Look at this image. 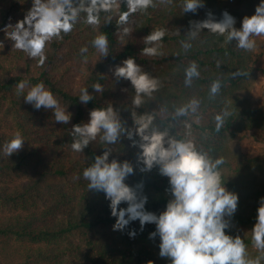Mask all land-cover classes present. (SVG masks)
<instances>
[{"label":"trees","instance_id":"obj_1","mask_svg":"<svg viewBox=\"0 0 264 264\" xmlns=\"http://www.w3.org/2000/svg\"><path fill=\"white\" fill-rule=\"evenodd\" d=\"M130 16V36L123 41L118 32V12L127 11L123 2L118 12L101 13V24L93 27L81 14L79 22L67 35L46 44L45 62L33 59L22 50L13 48L14 41L6 38L5 26L23 20L33 6V0H0V111L12 113L16 127L24 140L23 148L6 156L3 146L15 132L5 127L7 114H0V264H171L160 253V237L154 223L141 230L139 220L131 221L122 231L113 230L117 217L111 214L110 200L102 191L88 190L83 171L94 163L95 156L111 148L109 161H129L134 174L125 183L147 196L145 208L159 215L173 199L169 178L160 174L159 166L141 171L138 160L142 149L127 136L114 145L103 144L99 137L84 149L71 148L73 125L90 120V112L112 105L126 127L133 129L132 111L137 115H152L159 131L169 136L189 139L211 158L223 157L220 166L225 187L239 196L238 207L230 217L226 234L239 235L247 245L249 259L262 257L252 242L258 208L264 197V155H250L233 149L232 141L255 129L264 141V107L254 104L251 90L257 74L264 72L263 52L245 51L236 41L203 29L194 40L187 34L191 21H202L211 12L214 19H222L227 11L242 27L245 16L255 14L262 0H202L196 13H183V0H172ZM111 15V23H105ZM165 29L162 40L163 56L141 55L146 45L143 38L155 29ZM11 31V29L9 30ZM99 33L109 40L106 57L95 49L92 41ZM191 43L185 51L181 42ZM87 47L83 54L81 49ZM129 57L135 58L142 69L159 80L158 89L144 96L140 107L133 105L135 89L130 80L117 78L114 70ZM199 66L200 76L191 86L185 85V69L190 62ZM220 79L222 88L210 97V86ZM27 81L23 94L16 86ZM40 82L53 92L61 106L72 113L69 123H58L50 109L37 110L25 102L30 88ZM99 83L103 91L95 92ZM87 88L93 99L80 102L81 90ZM192 98L200 100L196 115L175 117V110ZM231 115L217 132L214 116L225 107ZM199 117V119H197ZM133 139L140 141L138 134ZM167 146V145H166ZM120 208H126L122 202ZM135 230V237L129 233Z\"/></svg>","mask_w":264,"mask_h":264},{"label":"clouds","instance_id":"obj_2","mask_svg":"<svg viewBox=\"0 0 264 264\" xmlns=\"http://www.w3.org/2000/svg\"><path fill=\"white\" fill-rule=\"evenodd\" d=\"M127 11L118 12L122 0H33V6L23 20L14 26H5L3 31L6 38L14 41L13 48L22 50L30 58H39V64L45 62L44 50L46 44L54 38H62L61 33L67 35L79 22L81 14H86L85 22L96 27L101 24V13L118 12L117 26L121 41L130 36L132 28L130 16L137 12H144L150 7H156L154 0H123ZM161 4H171L172 0H159ZM202 0H183V13H196L203 7ZM202 21H191L187 34L189 40H194L203 29L213 34L225 37L230 43L236 41V47L245 51L256 48L253 37L264 36V0L257 6L255 14L245 16L242 27H235L236 20L227 11L222 13V19H214L211 12ZM109 15L105 23H111ZM11 29V31H9ZM165 29H155L143 38L146 45L141 55L147 57L163 56L161 51ZM95 49L106 57L109 54V40L104 33L96 35L92 41ZM187 51L191 43L181 42ZM87 47L81 49V53ZM117 78L130 80L135 89L133 105L140 107L144 103V96H151L159 87V80L144 71L135 58L129 57L122 66L114 70ZM199 66L195 61L190 62L185 69V85L191 86L193 79L199 78ZM27 81H21L16 86L17 95L23 94ZM218 78L210 86V97L215 98L222 88ZM95 92L103 91L102 85H93ZM25 102L32 104L37 110L42 107L54 113L58 123L67 124L72 113L61 106L53 92L46 89L40 82L30 88L24 96ZM93 99L87 88L81 90L80 102L87 104ZM200 100L192 98L187 104L175 110V117L196 115L200 108ZM231 115L226 106L215 114L216 131L225 125V120ZM135 127L129 129L121 120L117 110L112 105L106 108H96L90 112V120L86 123L73 125L70 134L73 137L71 148L74 152H83L92 141L99 137L106 145L116 144L120 137L127 136L138 144L142 151L138 160L144 167L141 171H150L159 166L160 174L169 178L171 185V199L166 210L157 215L147 211L145 204L147 196L141 195L136 187L125 183L126 178L134 174V166L129 161L120 162L118 159L109 161L112 149L108 148L102 155L95 156L94 163L83 171V178L88 181V190L102 191L110 200L111 214L117 217L113 230H123L131 221L139 220L141 230L148 223H154L156 230L150 234L154 238L160 237V253L163 258H169L171 264H260L262 257L249 259L247 245L239 236L226 234L229 221L225 217L232 216L238 207L239 196L229 191L222 181L220 166L225 163L223 157L211 158L206 152L199 150L192 140L177 139L169 136L168 131H159L153 123V116L137 115L132 111ZM199 119V117H197ZM138 134L139 142L133 139ZM21 132L14 133L13 138L3 146L6 156L20 151L24 145ZM167 145V146H166ZM258 208L257 222L252 232L254 246L264 253V197ZM127 203L126 208H120L121 203ZM130 237H135L132 230ZM147 264H154L148 261Z\"/></svg>","mask_w":264,"mask_h":264},{"label":"rangeland","instance_id":"obj_3","mask_svg":"<svg viewBox=\"0 0 264 264\" xmlns=\"http://www.w3.org/2000/svg\"><path fill=\"white\" fill-rule=\"evenodd\" d=\"M256 41L257 52H263L261 63L264 66V36L253 37ZM251 95L256 106L264 107V72L257 74L254 86L251 90ZM1 115L7 114L10 119L9 122L5 121V127L12 132H17L19 129L15 125L12 113H7L4 110L0 111ZM233 149L239 152L247 153L250 155H264V141L259 137L258 132L253 129L247 131L244 135L235 138L231 143Z\"/></svg>","mask_w":264,"mask_h":264}]
</instances>
